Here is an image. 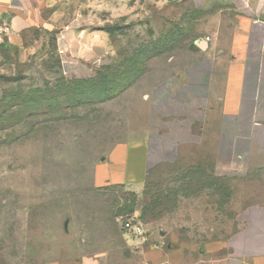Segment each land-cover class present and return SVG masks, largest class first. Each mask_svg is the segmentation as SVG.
I'll list each match as a JSON object with an SVG mask.
<instances>
[{"label":"rangeland","instance_id":"obj_1","mask_svg":"<svg viewBox=\"0 0 264 264\" xmlns=\"http://www.w3.org/2000/svg\"><path fill=\"white\" fill-rule=\"evenodd\" d=\"M200 2L61 0L64 19L104 32L108 51L95 62H62L56 28L42 26L22 48L2 49L0 264H79L84 256L147 264L141 249L183 245V264H242L232 246L248 235L249 210L264 206V162L222 152L196 164H153L140 184L91 183L115 143L173 135L153 93L194 61ZM127 219L143 226L138 248L123 233ZM208 241L227 246L208 254Z\"/></svg>","mask_w":264,"mask_h":264},{"label":"crops","instance_id":"obj_2","mask_svg":"<svg viewBox=\"0 0 264 264\" xmlns=\"http://www.w3.org/2000/svg\"><path fill=\"white\" fill-rule=\"evenodd\" d=\"M197 5L205 13L196 20L201 35L190 51L194 61L167 84V94L153 93L155 101L166 106L167 122L175 123L173 135H139L112 145L105 159L93 166L94 188L140 184L153 164H196L222 152L245 156L252 166L264 162V0H201ZM60 7L61 0H0V19L11 28L3 48H22L28 33L42 26L56 28L62 62L100 60L108 51L104 32L86 28L78 19H64ZM247 218L248 235L232 249L242 264H264V206L250 209ZM128 244L138 248L141 240L128 239ZM202 245L208 254L227 246L221 241ZM188 249H141L138 259L183 264ZM99 259L84 256L78 263L95 264Z\"/></svg>","mask_w":264,"mask_h":264},{"label":"built area","instance_id":"obj_3","mask_svg":"<svg viewBox=\"0 0 264 264\" xmlns=\"http://www.w3.org/2000/svg\"><path fill=\"white\" fill-rule=\"evenodd\" d=\"M10 33H11L10 25L5 20L0 19V54H1V50L4 44L6 43ZM168 89L170 88L166 85V87L163 89L164 90L163 94H167ZM122 229H123V233L129 236H132L134 238H139L140 236L143 235L142 224L132 219L125 220L122 223Z\"/></svg>","mask_w":264,"mask_h":264},{"label":"trees","instance_id":"obj_4","mask_svg":"<svg viewBox=\"0 0 264 264\" xmlns=\"http://www.w3.org/2000/svg\"><path fill=\"white\" fill-rule=\"evenodd\" d=\"M101 85L104 86L103 89H104L105 91L108 90V87H107V85H108V81H106V82L104 81V84L102 83ZM105 98H106V97H102L101 100H104ZM150 168H151V167H150ZM150 168L148 169V173H147V177H146V180H145V181H147V179H148V175H149V172H150Z\"/></svg>","mask_w":264,"mask_h":264}]
</instances>
